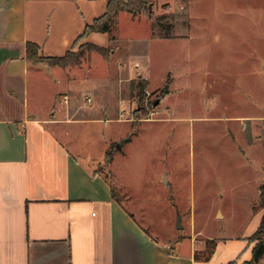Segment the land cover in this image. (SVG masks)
I'll return each mask as SVG.
<instances>
[{
	"label": "rangeland",
	"instance_id": "obj_1",
	"mask_svg": "<svg viewBox=\"0 0 264 264\" xmlns=\"http://www.w3.org/2000/svg\"><path fill=\"white\" fill-rule=\"evenodd\" d=\"M263 8L264 0H147L137 13L121 10L96 39L116 51L113 60L97 50L89 57L101 85L91 101L82 93L83 109L102 119L68 128L158 238L204 239L207 253L212 236L246 233L261 219ZM89 42L82 36L75 47ZM117 58L138 60L136 74L119 78Z\"/></svg>",
	"mask_w": 264,
	"mask_h": 264
},
{
	"label": "crops",
	"instance_id": "obj_2",
	"mask_svg": "<svg viewBox=\"0 0 264 264\" xmlns=\"http://www.w3.org/2000/svg\"><path fill=\"white\" fill-rule=\"evenodd\" d=\"M106 6L107 0H0V264L250 260L255 241L249 236L260 221L243 234L212 236L208 258L204 239L158 238L114 195L112 181L94 167L89 148L73 143L70 123L102 119L83 109L82 93L97 92L101 85L91 70L92 51L81 62L62 66L32 61L26 43L37 42L43 54H63ZM103 33L91 31L86 39L108 46L96 42ZM104 56L113 60L116 51ZM118 61L116 73L109 67V74H136L138 60L135 65ZM62 92L69 101L60 105ZM120 99L119 113L127 109Z\"/></svg>",
	"mask_w": 264,
	"mask_h": 264
},
{
	"label": "trees",
	"instance_id": "obj_3",
	"mask_svg": "<svg viewBox=\"0 0 264 264\" xmlns=\"http://www.w3.org/2000/svg\"><path fill=\"white\" fill-rule=\"evenodd\" d=\"M146 4L147 0H107L106 10L99 16L95 17L93 21L88 22L85 25L83 32L80 34V37L86 36L91 31H108L111 27L114 17L121 10H128L132 13H137L143 7H145ZM164 35H169V33H166ZM85 49H87L88 53L93 50H97L104 55H109L112 51V48H110L109 46L101 45L95 42H89L86 48H76L74 44L73 47L67 49L63 54H43L40 52V46L37 42L28 40L26 43V54L32 61H46L49 64H59L62 66L81 62L82 57L85 55ZM132 85V87L135 88V84L133 83ZM106 155H110L109 159H112L111 151L107 150ZM114 190L115 189L113 187V193L114 195H116ZM259 203L262 206L263 212L256 231L249 236L250 240H257L255 241V244L253 246L252 258L250 260H247V262H251L254 264L264 254V238H260L259 236H257L259 233L264 231V181L259 185ZM210 253L211 252L209 251L205 257L208 258L210 256ZM237 263V260H230L226 264Z\"/></svg>",
	"mask_w": 264,
	"mask_h": 264
},
{
	"label": "built area",
	"instance_id": "obj_4",
	"mask_svg": "<svg viewBox=\"0 0 264 264\" xmlns=\"http://www.w3.org/2000/svg\"><path fill=\"white\" fill-rule=\"evenodd\" d=\"M87 101H91L92 97L89 93L85 95ZM69 101V94L67 92L63 93L57 100V102L61 105L63 103H67Z\"/></svg>",
	"mask_w": 264,
	"mask_h": 264
},
{
	"label": "water",
	"instance_id": "obj_5",
	"mask_svg": "<svg viewBox=\"0 0 264 264\" xmlns=\"http://www.w3.org/2000/svg\"><path fill=\"white\" fill-rule=\"evenodd\" d=\"M123 140H124V138H122V140L118 143V145H120V144L122 143ZM165 180H167L166 177H165ZM178 219H179V220H178V225H179V226H182V224L180 223V219H181V216H180V215H179Z\"/></svg>",
	"mask_w": 264,
	"mask_h": 264
}]
</instances>
